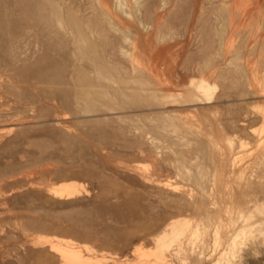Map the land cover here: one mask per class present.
<instances>
[{
  "label": "rangeland",
  "instance_id": "rangeland-1",
  "mask_svg": "<svg viewBox=\"0 0 264 264\" xmlns=\"http://www.w3.org/2000/svg\"><path fill=\"white\" fill-rule=\"evenodd\" d=\"M145 1L141 52L127 45L134 65H90L96 54L116 61L120 35L75 45L67 14L89 18L88 0H0V264H62L52 240L100 264H146L139 254L170 223L199 217L209 226L202 261L167 253L162 264H210L215 229L233 264H264V94H249L264 89V9ZM221 1L230 9L217 31ZM235 54L250 90L226 65ZM101 71L112 81L99 82ZM199 162L212 172L202 185ZM62 185L73 194L56 195Z\"/></svg>",
  "mask_w": 264,
  "mask_h": 264
},
{
  "label": "bare ground",
  "instance_id": "bare-ground-1",
  "mask_svg": "<svg viewBox=\"0 0 264 264\" xmlns=\"http://www.w3.org/2000/svg\"><path fill=\"white\" fill-rule=\"evenodd\" d=\"M61 1H62V4H64L66 0H61ZM160 1H161V4H165V0H160ZM88 2L89 4L87 6V10H88V14H90L89 18L87 17V19L85 20L79 18L77 15V12H78L77 10L76 11L70 10L67 14L68 16L67 25L69 27L68 29H70L71 33L73 34L75 45L84 44L86 46V49L93 50L94 49L93 40H95L96 38V34H95L96 31H104L106 33L112 32L115 34H119L120 39L117 45L118 46V50H117L118 59H116V61L111 62L110 57L106 55L102 56V58H98L99 57L98 54H96L94 57L89 58L88 61L90 65H120V63L122 62L123 63L125 62L129 63L130 61L133 62L134 55L132 53H134V49L132 47L131 48L128 47L127 45L131 43L132 46L135 45L136 47H139V49L136 50L137 51L136 53L141 52L140 42L135 39L136 35L138 34V30H136V27H139L143 31H147L150 28V26L144 22L143 17H142V16H150L151 11L149 7V3L145 0L144 1L143 0H88ZM263 2L264 0H256V4L254 5V7L245 8L244 10L245 15L249 14L250 11L254 9L256 10H260L261 8L264 9ZM226 3L227 2L225 1H221V4L218 6V8H215L214 13H215L217 31H222L225 28L224 18L226 16V11L230 9ZM94 16L98 18L96 19V22L99 23V27H100L97 30H94L93 28H91L90 24L87 22L88 20H92ZM122 17L127 19V21H134L135 23L134 24L123 23L121 21ZM161 18L162 16L158 17L157 19H161ZM83 21H86V22H83ZM60 23L64 24L62 21H60ZM135 46L133 47L135 48ZM237 59L239 58L236 56V54L231 56L226 62V65L235 66L240 76V79L242 80L243 83L247 85L246 86L247 90H250V87L252 85L249 84V87H248V83H249L248 76L245 75L243 68L240 65H238ZM132 62L131 64L129 63V65H134ZM200 64L205 65L206 60L203 63L201 62ZM107 74L108 73H105L103 71L99 72L97 74V78L99 79V82L101 80H104L107 82L112 81L109 79V76H107ZM136 84L138 86H141L144 90H147L148 89L147 87L149 85L145 81L144 82L140 81V83L136 82ZM260 87H261L260 91H249V94L252 93V94L263 95L264 89H262V84H260ZM206 95L208 96L207 98H209L212 95V89L207 90ZM134 99L137 101L146 100V98H144L140 92L136 93ZM182 102H190V99L183 96ZM154 130L158 132L160 131V128L154 124ZM209 151L210 150H208L207 153L205 152L204 154H210ZM223 152H221V155H223ZM197 157L202 158L203 154L200 153L197 155ZM205 166L204 164L199 162L198 164L199 168L194 173L195 181L198 185L203 184L202 178L205 175H209V173L211 175L212 173V172H209L208 168H206ZM184 169H185L184 166L181 167L179 169L178 174L181 177L185 178L186 171ZM216 173H218V171L213 172V174H216ZM232 173H233L232 170L228 171V176H230V178H231ZM212 180H213V183L216 181L215 178H213ZM73 192H74V189L71 185L70 186L62 185L59 188L54 189V193L58 196H63L64 193H66V195H72ZM207 192L210 197L213 195V192L211 190ZM208 229H209L208 223L205 222V220H203L201 217H199V219L196 221L194 225H192L191 222L185 218L178 219L170 223L168 227L165 228L161 234H158L156 236L155 238L156 248L153 252H150V253L142 252L139 254V256L142 260L145 261L146 264H162L164 261V258L166 257L165 255L167 253L175 254L176 256L180 257L183 260H186L188 258L187 254H190L194 258V260L199 263L203 259V251H204V249L201 247L203 241L201 243L200 241L202 240V238L206 236ZM52 241H51V244H49L50 250L55 251L59 254V260L57 262H60L62 264L63 263L100 264L98 261H93L90 259H82L81 258L82 256L80 257L74 253H71V251L70 253H67L68 250L66 251L65 249L59 247L58 245L52 244ZM221 242H222L221 233L218 229H215L214 231V244H215L214 246L215 247L213 248V252L209 255L208 258H211L215 255L217 256L211 261L210 264H233L232 260L234 258L235 252L233 254V252H231V250H229L226 246H223L222 248L217 249V247L221 245ZM58 243L59 242H57V244ZM216 250H218V252H216Z\"/></svg>",
  "mask_w": 264,
  "mask_h": 264
}]
</instances>
